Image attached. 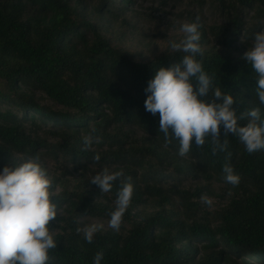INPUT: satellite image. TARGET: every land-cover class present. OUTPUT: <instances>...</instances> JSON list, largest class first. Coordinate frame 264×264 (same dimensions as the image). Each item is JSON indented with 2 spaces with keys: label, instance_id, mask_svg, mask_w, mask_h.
Listing matches in <instances>:
<instances>
[{
  "label": "trees",
  "instance_id": "obj_1",
  "mask_svg": "<svg viewBox=\"0 0 264 264\" xmlns=\"http://www.w3.org/2000/svg\"><path fill=\"white\" fill-rule=\"evenodd\" d=\"M132 2L96 0L88 14L83 0H0V171L37 155L47 169L58 209L49 264H93L100 250L101 264H264V150L249 154L229 133L228 162L240 176L233 186L226 153L213 156L210 137L184 157L177 140L165 146L145 89L159 67L185 53L169 43L135 61L122 45ZM205 2L213 19L198 15L197 59L238 113L260 107L264 119L257 74L242 58L264 31V0ZM88 134L93 144L85 148ZM103 166L130 176L133 196L120 232L101 229L87 243L77 229L87 218L109 221L120 185L101 193L90 182ZM202 196L214 197L213 206Z\"/></svg>",
  "mask_w": 264,
  "mask_h": 264
},
{
  "label": "clouds",
  "instance_id": "obj_2",
  "mask_svg": "<svg viewBox=\"0 0 264 264\" xmlns=\"http://www.w3.org/2000/svg\"><path fill=\"white\" fill-rule=\"evenodd\" d=\"M201 27L199 16L194 22L182 23L180 30L184 38L178 43L171 42L170 47L185 55L170 67H159L145 89L150 95L144 106L154 116L159 113V131L164 134L165 146L177 140L181 157L190 152L193 142L201 148L210 137L211 154L226 153L223 165L226 182L238 186L240 176L234 174L233 166L228 162L232 154L228 151L227 137L229 133L236 136L249 154L264 150V119L260 107L238 113L232 107L234 97L222 92L220 87H213V78L205 72L202 59H197V56H203ZM242 58L257 74L256 95L259 103L264 105V31L255 33L253 46ZM245 120L247 122L242 126L240 121ZM95 142L100 141L96 139ZM83 143L85 148L91 146L92 135H85ZM93 159L98 163L99 153ZM39 161L37 155L0 171V264H49V251L57 248L49 224L55 220L58 209L51 200L52 181ZM117 180L120 185L108 225L119 231L133 196L131 177L125 176L122 169L113 171L103 166L90 182L97 185L101 193H108ZM201 199L211 204L210 198L202 196ZM102 228L103 224L91 223L77 231L83 233L87 243H92ZM103 258V250L97 251L93 264H101Z\"/></svg>",
  "mask_w": 264,
  "mask_h": 264
},
{
  "label": "rangeland",
  "instance_id": "obj_3",
  "mask_svg": "<svg viewBox=\"0 0 264 264\" xmlns=\"http://www.w3.org/2000/svg\"><path fill=\"white\" fill-rule=\"evenodd\" d=\"M89 14L96 0H83ZM205 0H133L130 8L131 25L124 28L122 45L134 55L135 61L142 62L153 56L152 54L163 51L169 43L180 41L184 33L181 32L183 22H191L189 16L195 18L203 15L211 21L213 16L207 11L208 3ZM117 30L119 28L117 27ZM4 83L0 80V89ZM40 103L52 106L42 96ZM50 164L51 162L48 161ZM51 166V164H50ZM214 204V197H208ZM213 204L209 205L210 207ZM103 224L102 230H107V220L87 218L84 224ZM120 232V231H119Z\"/></svg>",
  "mask_w": 264,
  "mask_h": 264
}]
</instances>
